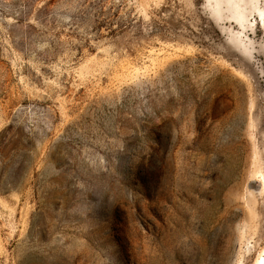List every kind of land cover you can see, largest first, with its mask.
<instances>
[{"label": "rangeland", "instance_id": "374dc122", "mask_svg": "<svg viewBox=\"0 0 264 264\" xmlns=\"http://www.w3.org/2000/svg\"><path fill=\"white\" fill-rule=\"evenodd\" d=\"M262 174L264 0H0V264H254Z\"/></svg>", "mask_w": 264, "mask_h": 264}, {"label": "bare ground", "instance_id": "6f19581e", "mask_svg": "<svg viewBox=\"0 0 264 264\" xmlns=\"http://www.w3.org/2000/svg\"><path fill=\"white\" fill-rule=\"evenodd\" d=\"M261 178H262V183L264 184V175L263 174L261 175ZM254 264H264V250H262L261 254L256 259Z\"/></svg>", "mask_w": 264, "mask_h": 264}]
</instances>
